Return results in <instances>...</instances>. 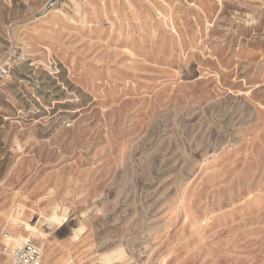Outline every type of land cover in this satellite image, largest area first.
Segmentation results:
<instances>
[{"label":"rangeland","instance_id":"1","mask_svg":"<svg viewBox=\"0 0 264 264\" xmlns=\"http://www.w3.org/2000/svg\"><path fill=\"white\" fill-rule=\"evenodd\" d=\"M0 229V264H264V0H0Z\"/></svg>","mask_w":264,"mask_h":264},{"label":"built area","instance_id":"2","mask_svg":"<svg viewBox=\"0 0 264 264\" xmlns=\"http://www.w3.org/2000/svg\"><path fill=\"white\" fill-rule=\"evenodd\" d=\"M55 4V1H50L45 10L53 8ZM8 257L11 264H42L41 247L34 244L31 240H27L14 248Z\"/></svg>","mask_w":264,"mask_h":264},{"label":"bare ground","instance_id":"3","mask_svg":"<svg viewBox=\"0 0 264 264\" xmlns=\"http://www.w3.org/2000/svg\"><path fill=\"white\" fill-rule=\"evenodd\" d=\"M53 216V215H52ZM61 221H62V219L60 218V217H57V216H53V217H51L50 219H47V226L49 227V228H52L53 227V225H55V224H60L61 223ZM1 232H3V230H1ZM6 237H7V235H6ZM8 238V237H7ZM28 240V239H27ZM27 240H25V241H27ZM24 240H21L18 244L19 245H21L23 242H25ZM22 242V243H21ZM21 243V244H20Z\"/></svg>","mask_w":264,"mask_h":264}]
</instances>
